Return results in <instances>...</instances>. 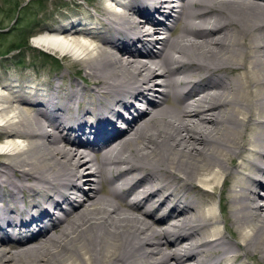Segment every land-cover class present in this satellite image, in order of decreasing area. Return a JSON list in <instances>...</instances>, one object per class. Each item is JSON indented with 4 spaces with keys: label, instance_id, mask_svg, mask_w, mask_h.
I'll return each instance as SVG.
<instances>
[{
    "label": "bare ground",
    "instance_id": "1",
    "mask_svg": "<svg viewBox=\"0 0 264 264\" xmlns=\"http://www.w3.org/2000/svg\"><path fill=\"white\" fill-rule=\"evenodd\" d=\"M68 2L0 78V264H264V0Z\"/></svg>",
    "mask_w": 264,
    "mask_h": 264
},
{
    "label": "rangeland",
    "instance_id": "2",
    "mask_svg": "<svg viewBox=\"0 0 264 264\" xmlns=\"http://www.w3.org/2000/svg\"><path fill=\"white\" fill-rule=\"evenodd\" d=\"M17 3L26 6L24 9H17ZM65 3L70 2L68 0H0V78L11 75L15 78L22 77L20 71L27 72L37 66L49 67L54 71L61 65L56 55L37 47L33 37L41 33L46 26L58 24L59 12L61 8L65 9L63 8ZM66 8H68L67 4ZM14 46L21 48L11 51ZM7 245L15 248L19 243L10 241Z\"/></svg>",
    "mask_w": 264,
    "mask_h": 264
},
{
    "label": "trees",
    "instance_id": "3",
    "mask_svg": "<svg viewBox=\"0 0 264 264\" xmlns=\"http://www.w3.org/2000/svg\"><path fill=\"white\" fill-rule=\"evenodd\" d=\"M18 4V3H17ZM26 5H22L21 3H19L18 4V6L16 7L17 9H24V7H25ZM16 9V10H17ZM20 11V10H19ZM21 48V46H14V48L13 49H11V51L12 50H19Z\"/></svg>",
    "mask_w": 264,
    "mask_h": 264
}]
</instances>
